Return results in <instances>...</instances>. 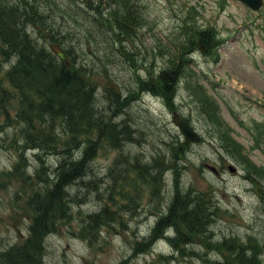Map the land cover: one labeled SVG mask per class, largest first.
I'll use <instances>...</instances> for the list:
<instances>
[{
  "label": "rangeland",
  "instance_id": "1",
  "mask_svg": "<svg viewBox=\"0 0 264 264\" xmlns=\"http://www.w3.org/2000/svg\"><path fill=\"white\" fill-rule=\"evenodd\" d=\"M144 2L147 21L138 33L140 37L130 41L124 38L122 46L130 48L135 59L144 50L146 60L152 59V70L162 66L167 48L163 49L162 44L170 45V37L178 28L176 17L180 16L187 18L188 31H200L206 39L211 38L210 51L205 54L196 50L194 62L187 63L180 72L171 98L157 97L146 90L127 97L126 111L119 109L117 114H126L136 136L126 139L125 147L105 144L97 150L91 175L101 195L91 200L88 191L76 190L69 214L43 240L35 258L38 264H235L234 260L226 262L233 252L221 242L224 235L230 238L231 234L241 244L256 245L257 253L264 257V6L254 11L239 0ZM90 40L91 51L106 47L104 39L97 41L92 36ZM123 58L129 60L126 55ZM7 60L0 58V96L14 92L3 78L10 65ZM130 68L122 63L110 74L129 83ZM107 80L108 76L100 79V104ZM151 81L156 84L154 79ZM17 104V98L11 100L10 105ZM168 106L189 117L203 134L209 132L214 141L208 142L203 136L201 141L190 143L185 168L177 174L166 170L159 184L143 176L134 164L164 153L167 147L163 140L180 133L172 123ZM203 106H215L218 113L206 118ZM1 111L5 113L4 108ZM7 113H13V108ZM213 123L216 128L210 127ZM1 127L6 131L0 135V255L22 246L30 250L32 237L28 226L31 217L26 210L31 185L10 170L18 155L15 140L21 138L18 123L6 120ZM215 145L227 147L229 152ZM30 161L34 166L35 157L31 156ZM39 164L45 165L44 160ZM231 164L237 167L236 172L231 171ZM39 170L42 179L49 168L45 165ZM110 182H116L117 188L107 192ZM176 188L180 193L186 188L207 192L210 204L215 203L219 211L212 210L211 226L189 241L175 233L170 242L151 247L161 237L157 233L151 240L145 239L150 235L152 219ZM99 200L101 207L108 205L109 218L96 220L88 216L101 208ZM150 214H154L150 223H144ZM159 220L152 223L151 229Z\"/></svg>",
  "mask_w": 264,
  "mask_h": 264
},
{
  "label": "trees",
  "instance_id": "2",
  "mask_svg": "<svg viewBox=\"0 0 264 264\" xmlns=\"http://www.w3.org/2000/svg\"><path fill=\"white\" fill-rule=\"evenodd\" d=\"M145 21L143 7L136 0H0V53L15 60L6 72L21 106L16 118L26 123L22 129L24 143L45 155L49 164V171L42 178L44 186L27 200L34 219L30 250L22 246L6 252L0 255V264H38L35 258L41 252L45 233L67 217L76 190L88 191L91 200L101 195L97 194L100 188L91 175L96 150L104 140L115 147H125L126 139L136 133L131 122L126 121L127 116L123 118L126 114H117L119 109L126 111L127 97L141 90L170 98L176 92L180 72L193 55L191 50L196 43L190 38L183 40L168 64L152 70V59L146 60L144 50L140 49L142 53L135 59L130 48L122 47L124 38L130 41L138 37L137 29ZM92 36L97 41L104 39L106 47L91 51ZM191 36L195 38L194 34ZM125 55L129 60L123 58ZM122 63L132 67L129 83L110 74ZM105 76L108 82L103 86L100 97L104 101L100 104V79ZM4 102L2 99L0 104ZM10 104L7 101L4 108L6 117ZM171 139L169 146L165 143L167 153L154 157L152 166L143 161L135 165L153 183H161L166 169L177 174L188 164L182 136L173 135ZM115 184L107 192L116 189ZM172 196L168 213L150 228L146 240L157 233L162 236L167 226L186 235V241L208 228L213 218L208 204L210 194L192 188L180 193L176 188ZM262 204L264 207V197ZM108 212L109 207L104 204L88 216L101 220L104 216L109 218ZM249 246L253 248L249 249L251 253L246 245L230 239L228 247H236L231 260L237 264H264L256 245Z\"/></svg>",
  "mask_w": 264,
  "mask_h": 264
},
{
  "label": "water",
  "instance_id": "3",
  "mask_svg": "<svg viewBox=\"0 0 264 264\" xmlns=\"http://www.w3.org/2000/svg\"><path fill=\"white\" fill-rule=\"evenodd\" d=\"M254 8H259L262 4V0H244ZM174 122L180 127L182 132L185 134L186 139L196 140L198 139L195 131L189 126V124L179 116L174 118Z\"/></svg>",
  "mask_w": 264,
  "mask_h": 264
},
{
  "label": "bare ground",
  "instance_id": "4",
  "mask_svg": "<svg viewBox=\"0 0 264 264\" xmlns=\"http://www.w3.org/2000/svg\"><path fill=\"white\" fill-rule=\"evenodd\" d=\"M171 42L170 43H173V40H170ZM47 70V69H46ZM94 151V150H93ZM91 153V152H90ZM162 218V217H161ZM188 232L186 231V233H184V234H187ZM181 236V235H180ZM182 237H186V235L185 236H182ZM151 243V241L148 243V244H150ZM151 245V244H150ZM152 246V245H151ZM263 246V245H262ZM249 250V249H248ZM263 250V249H262ZM250 251V250H249ZM252 251V250H251ZM251 251H250V253H251ZM259 252V251H258ZM262 252V251H261ZM241 253V252H240ZM248 253V252H247ZM250 253H249V255H250ZM260 253V252H259ZM233 254V253H232ZM234 254H236V253H234ZM257 254V253H256ZM246 255V254H245ZM252 255V254H251ZM238 256V255H237ZM232 258V257H231ZM226 260V259H225ZM225 260H223V262L225 261ZM226 262H229V260L228 261H226Z\"/></svg>",
  "mask_w": 264,
  "mask_h": 264
}]
</instances>
